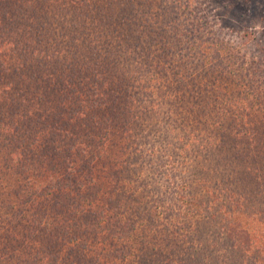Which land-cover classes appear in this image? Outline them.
I'll list each match as a JSON object with an SVG mask.
<instances>
[{
  "label": "trees",
  "instance_id": "obj_1",
  "mask_svg": "<svg viewBox=\"0 0 264 264\" xmlns=\"http://www.w3.org/2000/svg\"><path fill=\"white\" fill-rule=\"evenodd\" d=\"M166 1L151 25H139L131 17L146 0H0V135L16 143L0 152V250L22 248V264H62L66 238H79L68 264H173L172 256L179 264H264V62L235 51L220 27L183 41V18L200 12L198 2ZM215 79L233 86L223 94L225 114L260 118L232 134L221 121L212 126L202 107L179 129L170 113L188 108L171 105L164 88L194 98L217 92ZM170 143L176 155L158 160ZM195 151L201 161L190 166L184 158ZM48 197L49 209L26 216L31 198ZM120 208L138 217L123 218ZM59 212L63 224L48 229L47 216ZM143 220L166 223L163 257L150 258L161 249L146 247L134 224ZM102 229L130 245L79 250Z\"/></svg>",
  "mask_w": 264,
  "mask_h": 264
},
{
  "label": "rangeland",
  "instance_id": "obj_2",
  "mask_svg": "<svg viewBox=\"0 0 264 264\" xmlns=\"http://www.w3.org/2000/svg\"><path fill=\"white\" fill-rule=\"evenodd\" d=\"M152 1H153V4L151 6H148L150 3V0H146L145 6L142 5V9L145 12L139 13L137 17L135 16L131 17V19H134L135 21L138 20L139 25H143V24L151 25L154 19H156L159 14L161 15V12L164 9L169 8V2H167L166 0H152ZM196 1L198 2L196 6L200 10V12L196 13L195 15L193 14L192 16H184L183 20H185V23H184L185 27L183 29V33L182 32L178 33V34H183L182 35L184 36L183 41L190 37H196L197 34L201 33L199 32L201 30L203 31L211 30L213 26H215L213 27L215 29H217V27H220L221 33H220L219 38H223L226 42H228L230 46L235 48V51L239 52L240 54H243L248 60L252 59V61H255V62L256 61L264 62V0H196ZM119 21L121 24H123V21H126V20H119ZM245 30H247V32ZM24 39H26V41L28 40L27 38H23V40ZM6 59H9V56L8 57L6 56ZM13 66H14V63L12 67ZM233 67L235 68V65ZM237 68H239V66H237ZM262 83L264 84V81H262ZM211 85L213 86L214 89L217 90V92H213L212 89H208V92L206 94L195 92L196 93L194 97L195 99L191 96L189 92H186L185 94L182 95L175 91L168 92V89L164 88L165 94L170 97L171 105H174V106L178 105L180 108H183V109L188 108L187 113L184 115H180V114H177L171 111L170 121L175 124H178L179 129H182L185 127L187 128L189 126V123L187 122L190 120L193 113H195V111H198L202 107H204L206 110V113L210 115L209 120L212 126L216 124V122L221 121V123H217V124L228 127L227 132L228 130H232V134H233V132H235V129H241V132H242L244 131L245 127L247 125L249 126L253 120H257L260 118V117H254L256 114L250 111H248V114L246 116L239 115V116H236V118H235V115H232L230 112L225 114V111L227 109L229 110L231 107V105L226 104L225 96H227V93H231L232 91L231 89L233 88V86L231 85L230 82H228V80H221V79L219 80L215 79ZM255 87H256V84H255ZM255 91H261V89L256 88ZM261 93H262V96L264 97V92L261 91ZM223 94L225 96H223ZM228 97L230 98L231 95H229ZM217 101H219V103L217 104H219L220 107L214 106L216 104L215 102ZM260 108H264V104L261 105ZM259 112L260 111L258 110L257 113ZM242 113L244 112H240V114ZM37 126L40 127L41 125H37ZM39 129L43 130L44 128H39ZM174 131L177 132V129L174 128ZM181 135H183L185 142L187 144V137H185V132L183 131ZM13 138H14L13 136L5 135V134L0 135V152L1 150L7 151L9 148L16 145L15 141H13ZM170 145H173V144L170 143L168 146L162 147L159 152V155L156 154V158L158 160H161L159 159L160 156L163 159L167 158L169 159V161L172 160L173 155H176V151L174 149L169 150ZM22 149H27V146L21 145L20 150ZM184 151L185 150H183L182 152ZM156 152L157 151H154V153ZM200 153H201L200 151L191 152L190 154H187L188 156L187 158H184V160L190 166L192 164L195 165L198 163V160L201 161L200 159L197 158ZM167 161H164V162H167ZM210 168H209V171H210ZM1 169L3 168H1L0 166V170ZM141 176L143 177V173L141 174ZM105 178H107V176ZM188 179L190 180V177H188ZM11 181L12 179H9L8 184ZM197 181L198 180H196L195 185H197ZM84 182L86 183L87 181L84 180ZM121 182L122 183H118L117 186H121L122 184L125 183V181H121ZM113 184H114L113 182L110 183L108 186H105L104 189H111V187H115V185ZM134 184L136 183L135 182L126 183L125 189H127L128 186L133 188ZM6 189H7L6 181L4 180L0 185V191L1 190L6 191ZM220 189L221 187L219 184L218 190ZM139 190L141 192V187L139 188ZM0 201H1V196H0ZM9 201H10L9 203H12L14 201L13 196H10ZM28 203H29V208H28V212L26 213V216L28 215V213L29 215H31L32 213L38 212L39 210H40V213H42L45 211V209L47 210L52 206L50 205V203L53 204L50 197H48V199L44 198V200L36 198L34 201L31 198L28 201ZM87 205H88L87 200H85L83 206L86 209V211L88 210ZM114 206L115 208L111 209V211L115 210L118 207L117 204H115ZM95 207H96V204L94 203L90 205V208L92 209H95ZM118 211H119L118 213L122 215L123 218L138 217L137 214L135 213L132 214L130 211H127V210L124 211L122 208H120ZM157 212H158V209H156L154 213H157ZM108 213H110V211H108ZM47 218H49L48 229L50 230L54 228L55 225L63 224V221H64V218L62 217V214L60 212L58 214H51L47 216ZM10 219L13 220V223H15V217H11ZM26 222H28V220H26ZM4 223L6 224L5 221ZM4 223H1L0 227L3 226V228H5ZM70 223L71 221H68L66 223L67 225L66 228H68V230L71 229ZM134 224L136 226L135 228H137L138 231L144 232L145 238L150 240L149 244H146L147 248L153 247L155 249H161L158 252H155V251L152 252V255H150L151 256L150 258L154 259L160 256V254H166L167 247H165L162 244L164 243V238L166 237V235H168L167 232L164 230L165 228L163 226V225H166V223L165 224L154 223V222L150 223V221L143 220V221H135ZM4 230L1 228L0 231L1 232L3 231L4 233L5 232ZM18 231H20V229ZM18 231L12 230V233H14V235L17 236V238L19 239ZM107 233L108 232H106V230L102 229V231L99 232L97 241L93 239L94 238L93 235H89L87 237L88 241H87L86 247L84 248L79 247V250L84 251L88 255V254H92L97 249L100 250V248L106 250L110 246H112L114 243L115 245H118V246L123 245V246L128 247L130 245V242L118 241L116 238H111L110 236H108L109 233L108 234ZM39 234L43 235L40 229L37 231V235ZM1 239L2 238L0 237V240ZM133 239H134L133 237H130L128 240H133ZM37 240L38 238H36V241ZM66 240L68 243H65L64 246L62 247V250L60 252V258L58 259L62 264L69 263L70 258H68L67 252L70 250V248L75 250L76 245L79 242V238L74 239L73 241H69L68 238H66ZM16 242H15V245H16ZM37 243L41 244L39 242ZM38 244H36L34 248H38L39 247ZM139 244L140 242H136L133 248L136 249L137 246L138 247L140 246ZM20 250L22 251L23 249L15 248L14 250L9 249L8 251L0 250V264H22V261L27 258V253L24 252L21 255ZM16 255L17 257L20 256L19 261L21 262L15 263ZM163 256L164 255L160 257H163ZM172 257H173V261H175L173 264H179L177 262L178 261L177 256H172ZM130 259H134V257L131 256ZM245 261L247 262V259ZM133 263H136V261L134 260ZM235 263L237 262H235L234 260L230 264H235Z\"/></svg>",
  "mask_w": 264,
  "mask_h": 264
}]
</instances>
